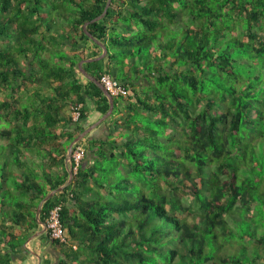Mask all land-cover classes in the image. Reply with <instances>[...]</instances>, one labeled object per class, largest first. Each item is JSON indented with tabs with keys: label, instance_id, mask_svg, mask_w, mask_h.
I'll return each instance as SVG.
<instances>
[{
	"label": "trees",
	"instance_id": "obj_1",
	"mask_svg": "<svg viewBox=\"0 0 264 264\" xmlns=\"http://www.w3.org/2000/svg\"><path fill=\"white\" fill-rule=\"evenodd\" d=\"M107 1L0 0V264L59 205L57 264H264V0Z\"/></svg>",
	"mask_w": 264,
	"mask_h": 264
},
{
	"label": "crops",
	"instance_id": "obj_2",
	"mask_svg": "<svg viewBox=\"0 0 264 264\" xmlns=\"http://www.w3.org/2000/svg\"><path fill=\"white\" fill-rule=\"evenodd\" d=\"M112 15H113V7H112ZM107 75L111 77V73ZM80 76H81V82L84 84L87 79L81 73H80ZM88 105L89 103L85 105L84 107L87 109ZM91 106H92L91 110H93L94 113H97L96 111H94L92 104ZM88 116H89V112H87V117ZM105 121L106 120L94 126V128L85 137L88 140H91V139L105 140L107 136H109V133H110L108 129V123H105ZM86 123H87V118L84 120L81 126L83 128H86ZM80 146L83 148L85 147L84 145H80ZM65 163L67 167V162ZM41 230H42V227L40 226L39 229L35 233H33L29 238H31L35 234H38V232ZM45 236H46L45 232L42 234H38L37 236H33V238H31V240L27 243V241L29 240L28 239L26 243L24 244L25 245L24 248L27 251L16 256V264H57V260L59 258V251L51 247L48 239H46Z\"/></svg>",
	"mask_w": 264,
	"mask_h": 264
},
{
	"label": "built area",
	"instance_id": "obj_3",
	"mask_svg": "<svg viewBox=\"0 0 264 264\" xmlns=\"http://www.w3.org/2000/svg\"><path fill=\"white\" fill-rule=\"evenodd\" d=\"M101 85L103 88L109 93V95L113 98L119 97H127L129 94V88L122 84L121 82L117 81L114 78H111L109 75H104L100 80ZM82 107L81 104L71 106V116L72 120L76 122L80 116V108ZM84 148L81 146L76 147L75 151L72 154L71 165L68 166L72 173L77 172V168L84 158ZM60 211L61 206H57L54 208L44 223L45 225V232L48 233V236L51 240H58L60 242L64 241V229L60 223Z\"/></svg>",
	"mask_w": 264,
	"mask_h": 264
},
{
	"label": "water",
	"instance_id": "obj_4",
	"mask_svg": "<svg viewBox=\"0 0 264 264\" xmlns=\"http://www.w3.org/2000/svg\"><path fill=\"white\" fill-rule=\"evenodd\" d=\"M110 1L111 0H108L107 2V5L104 9V12L102 13L101 16H99L98 18L94 19L93 22H98L100 21L106 14L107 12V9H108V6L110 4ZM85 27L86 25L84 26V32L85 34L93 41H95L94 37H92L87 31H85ZM100 44V43H98ZM102 46V45H100ZM102 50H103V53L101 56L97 57V58H94V59H90V60H86V61H82L81 63H79V72L87 79V80H90L92 81L93 83H95L103 92V94L105 95V97L108 99L109 101V110L108 112L106 113V115H104L94 126L100 124L102 121L106 120L108 117L111 116L112 114V111H113V106H114V98L111 97L109 95V93L103 88V86L101 85V83L97 80H95L92 76H90L89 74H87L81 67L82 63L83 62H93V61H98V60H101L103 59L106 54H107V49L105 48V46H102ZM94 126H92L91 128H88V130L84 131L81 135H79L75 140H73V142H71L68 146V150H67V159H66V162H67V165L70 166L71 165V159H72V154H73V147L74 145H76L79 141H81L93 128ZM68 172H69V179H68V183H70V181L72 180L73 178V173L72 171L69 169L68 167ZM62 189V187H60L57 191H60ZM57 191H52L50 192L45 198L44 200L42 201V203L40 204L39 206V209H38V212H37V218H39V212H40V208H41V205L46 202L53 194H55ZM39 225L42 227V230L38 232V234H42L45 232V225L44 223H39ZM38 234H35L33 236H37ZM33 236L31 238H33ZM31 238H29V240L27 241V243L31 240ZM25 247V245H24Z\"/></svg>",
	"mask_w": 264,
	"mask_h": 264
},
{
	"label": "rangeland",
	"instance_id": "obj_5",
	"mask_svg": "<svg viewBox=\"0 0 264 264\" xmlns=\"http://www.w3.org/2000/svg\"><path fill=\"white\" fill-rule=\"evenodd\" d=\"M102 55V54H101ZM110 73H112L113 74V71H110ZM129 94H130V90H129ZM92 109V106H91V104L89 103V105H88V108H87V110H88V112H89V116L87 117V123H86V128H85V130L87 131L88 130V128H91L92 126H94L103 116H99V114H97V113H94L93 112V110H91ZM84 130V131H85ZM83 131V132H84ZM82 132V133H83ZM82 141H84V139L82 140ZM83 145L86 147V142H83ZM68 146H69V144H68ZM183 205H184V207L185 208H189L190 209V216L188 217V222H193V216L194 215H196L197 214V210H196V207H195V205L193 204V200H192V198L191 197H187L186 199H184L183 201ZM261 219H262V217H260V218H258V220L260 221V224H261ZM228 222L231 224V222H232V219H228ZM232 225V224H231ZM233 226V225H232ZM261 226H264L263 224H261ZM245 245H247L248 247H249V249H250V245L249 244H247L246 242H245ZM236 247V246H235ZM181 252H182V250H181ZM261 261L260 260H258L257 261V263H260Z\"/></svg>",
	"mask_w": 264,
	"mask_h": 264
},
{
	"label": "clouds",
	"instance_id": "obj_6",
	"mask_svg": "<svg viewBox=\"0 0 264 264\" xmlns=\"http://www.w3.org/2000/svg\"><path fill=\"white\" fill-rule=\"evenodd\" d=\"M67 167H68V165H67Z\"/></svg>",
	"mask_w": 264,
	"mask_h": 264
}]
</instances>
